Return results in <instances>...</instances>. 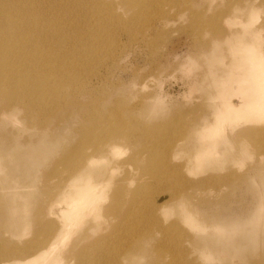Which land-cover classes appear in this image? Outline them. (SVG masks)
Returning a JSON list of instances; mask_svg holds the SVG:
<instances>
[{"label": "rangeland", "instance_id": "obj_1", "mask_svg": "<svg viewBox=\"0 0 264 264\" xmlns=\"http://www.w3.org/2000/svg\"><path fill=\"white\" fill-rule=\"evenodd\" d=\"M32 3L43 4L42 13ZM240 3L25 0L19 5L21 15L34 13L28 17L35 23H19L20 31L32 35L22 40L26 48L43 33L54 41L41 56L54 51L59 40L63 45L51 64L50 83L20 89L26 101L37 89L34 103L23 106L13 89H0V176L14 177L12 189L27 205L20 217H5L0 204V249L45 241V224L62 218L44 221L38 213L58 195L72 159L91 156L94 143H116L115 152L94 159L97 174L90 180L99 184L101 198L95 209L88 219L72 221L62 232L65 239L57 237L49 251L60 256L58 264H80L82 258L95 264L101 256L102 263L115 264L117 250L123 254L117 264H264V131L236 140L220 128L228 127L225 121L211 137L203 129L216 121L222 79L234 70L231 33L240 26L232 19ZM254 3L249 27H260L261 34L251 42L264 46V0ZM20 56L12 57H18L13 72L25 66ZM37 59L30 74H39ZM7 96L15 100L9 104ZM198 152L205 156L196 159ZM28 154L21 172L7 171L5 165ZM181 209L190 211L199 230L183 222ZM181 229L188 238L184 254ZM130 249L136 261L124 259Z\"/></svg>", "mask_w": 264, "mask_h": 264}, {"label": "bare ground", "instance_id": "obj_2", "mask_svg": "<svg viewBox=\"0 0 264 264\" xmlns=\"http://www.w3.org/2000/svg\"><path fill=\"white\" fill-rule=\"evenodd\" d=\"M22 2H25V0H0V67L7 69L4 70L6 75L0 72V89L6 91V93L8 92L7 89H13L15 96L19 97L20 103L24 106L27 102L34 103V100H37L40 95L36 91L37 89L33 90L31 93L26 94L28 97L26 101L23 100V93L20 89H25V87H22L25 84L30 85L37 82L39 86L46 87L50 83V74L54 71L51 68V64L56 60L57 48L63 45V42L61 43L62 40H59L60 43L58 42V45L52 46V48H55L54 51L47 52L46 56H41L40 54L47 49L48 43L54 41L52 37L43 33V38H41V34L39 37L41 41L35 40L33 43H29L31 45L28 44L29 47L26 48L22 40L24 41V38L32 37V35H28L30 32H26V30L20 31L19 23L31 22V20L32 23H35V20L33 18L30 20L28 17L31 12L33 13L32 10L28 16L20 14L19 5L21 6ZM32 4L35 5L34 8L39 6L40 13H42L40 8L43 4ZM240 4L234 6L235 13L232 19L233 25L240 26V29L231 33L235 38L232 43L233 47H231L234 70L228 72L231 79H227L228 73L222 79L218 92L219 103L216 105L214 112L216 121H212L203 128L208 137H211L213 130L220 127L219 123L222 124V121L227 122L228 127L223 128L225 126L221 125L222 127L220 128L223 131L230 130L236 140L239 137L250 136L254 132L264 131V46L255 45V41L251 42L255 37L260 38V27H249L252 24V16L256 12L257 7L254 0H242ZM30 29H33L32 25L28 30ZM34 30L37 34L36 28ZM16 53L21 55L19 59L25 64L21 72H13L17 65L16 62H18V57L12 60L13 55ZM37 57L38 59H43L40 61ZM36 59L39 63V74H30L32 71L27 69L31 67V63ZM44 96L48 99L46 95ZM13 100L15 99L9 96L5 99L9 104ZM8 112L14 115L16 109H11ZM118 146V144L112 143L108 147H100L94 143L90 146L95 148L91 156L84 154L81 158H73L66 177L63 179V186L57 190L58 195L44 209L39 210L38 213L39 216L42 215L44 217V221L48 217L58 215L62 218L61 222L45 224L48 238L37 247L18 249L15 246H10L9 248L0 249V264H58L61 259L60 256H53V252H49L55 243V239L57 237L65 239L62 232L67 229V226L72 221L81 222L84 219H88L90 213L95 209V205L101 199L97 194V186L99 184L90 180L93 175L97 174L96 170L92 168L96 154L113 153ZM195 147L198 148V145H195ZM202 156H205L204 153L198 152L195 158L200 159ZM30 157L31 154H28L24 159L15 160L5 165V167L9 173L16 174L22 171L19 168V164L22 163L23 168ZM12 178L14 177L8 174L0 176V204H4L5 207L4 214H2L5 217L18 214L20 217L22 213L25 214L27 211V205L26 203L23 204V201L20 202L22 200L21 197L24 196L12 189L10 183L13 180ZM4 192H7L9 197ZM261 208V217H263L264 205ZM181 212L183 222L199 230L198 227L201 225L189 214L190 211L186 209V211L182 210ZM39 222L42 223V219ZM83 224L91 229L94 228L90 221H85ZM100 227L102 229L104 226L100 225ZM178 232V235L180 234L179 236L182 238L178 243L180 253L184 254L186 249L182 246V243L188 239L186 237L187 234L182 229ZM97 243L102 247L101 239H98ZM117 252L113 258L115 264L123 256L122 252L120 253L122 256L119 254V250ZM100 258H98L100 262L96 261L95 264H104L101 262L103 257L101 256ZM83 259L80 264H86ZM124 259L129 262L137 260L133 249H130L125 254Z\"/></svg>", "mask_w": 264, "mask_h": 264}]
</instances>
